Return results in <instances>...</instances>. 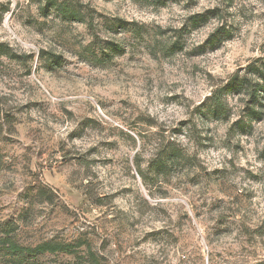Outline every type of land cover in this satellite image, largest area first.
<instances>
[{"label":"rangeland","instance_id":"rangeland-1","mask_svg":"<svg viewBox=\"0 0 264 264\" xmlns=\"http://www.w3.org/2000/svg\"><path fill=\"white\" fill-rule=\"evenodd\" d=\"M0 264H264V0H0Z\"/></svg>","mask_w":264,"mask_h":264},{"label":"trees","instance_id":"trees-1","mask_svg":"<svg viewBox=\"0 0 264 264\" xmlns=\"http://www.w3.org/2000/svg\"><path fill=\"white\" fill-rule=\"evenodd\" d=\"M217 106H219L221 110L224 108L223 105H222V102L220 104L218 103ZM168 163H169L168 158L161 156V160H159V162H157L155 164V166H154L155 172L157 174H160L161 172H163L164 169L168 166ZM5 242L9 243V246L14 251H23V250L29 251V252H35V251H57V250H68L70 248L69 245L45 243V244L37 246L34 249H30V248H22L19 245L11 242L9 239H6Z\"/></svg>","mask_w":264,"mask_h":264}]
</instances>
